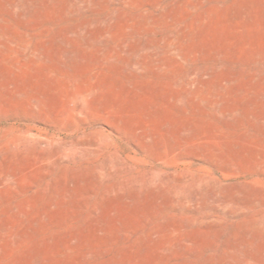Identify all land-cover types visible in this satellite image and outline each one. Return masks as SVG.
Here are the masks:
<instances>
[{"label": "rangeland", "instance_id": "obj_1", "mask_svg": "<svg viewBox=\"0 0 264 264\" xmlns=\"http://www.w3.org/2000/svg\"><path fill=\"white\" fill-rule=\"evenodd\" d=\"M0 264H264V0H0Z\"/></svg>", "mask_w": 264, "mask_h": 264}]
</instances>
